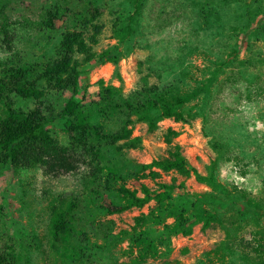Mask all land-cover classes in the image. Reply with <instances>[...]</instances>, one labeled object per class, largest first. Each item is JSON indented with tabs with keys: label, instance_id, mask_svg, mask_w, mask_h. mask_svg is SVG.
<instances>
[{
	"label": "rangeland",
	"instance_id": "374dc122",
	"mask_svg": "<svg viewBox=\"0 0 264 264\" xmlns=\"http://www.w3.org/2000/svg\"><path fill=\"white\" fill-rule=\"evenodd\" d=\"M131 2L0 0V21L5 18L14 37L8 52L0 36V72L12 63L33 64L51 57L61 34L79 29L76 19L97 16L93 22L102 29L92 51L96 55L110 52L119 59L118 64L85 65L88 74L79 77L75 100L85 106L98 102L102 88H114L128 97L144 84L188 96L184 121L165 119L149 132L144 123L132 118L129 128L140 147L128 151L127 156L139 164L166 158L165 138L170 134L172 143L198 173L205 175L210 162L216 161V178L223 185L242 188L264 204V0H143L137 25H132L134 33L118 40L113 23L130 16ZM54 10L58 12L54 30L41 31V15ZM69 96L64 94V98ZM14 102L24 111L34 108L31 100ZM118 124L115 120L106 126ZM51 135L66 144L61 125H54ZM158 174L155 181L129 180L126 187L140 195L142 184L155 191L158 184L174 181L189 193L210 191L192 176ZM89 175L86 167L58 177L36 167L0 171V248L21 247L20 264L220 263L215 249L225 237L222 227L212 224L203 231L197 219L190 221L187 235H177L157 247L155 257L141 259L124 241L108 249H92L91 259L77 262L72 246L54 237L51 209L61 198L81 196L89 185ZM153 206L151 201L140 209L99 218L98 225L109 221L107 227L116 235L129 230L134 219ZM242 212L240 206L230 207L226 217L240 228L244 225ZM78 214L85 230L95 235L84 211ZM154 230L156 235L161 228ZM91 239L100 244L94 236ZM223 259L226 264H249L238 252L226 253Z\"/></svg>",
	"mask_w": 264,
	"mask_h": 264
},
{
	"label": "trees",
	"instance_id": "16d2710c",
	"mask_svg": "<svg viewBox=\"0 0 264 264\" xmlns=\"http://www.w3.org/2000/svg\"><path fill=\"white\" fill-rule=\"evenodd\" d=\"M143 0H132V11L124 21L115 19L112 29L120 40L133 34ZM57 11L41 15L38 28L54 30ZM80 17V16H79ZM83 17L76 19L79 29L63 32L52 56L38 62H16L0 72V171H22L39 168L58 177L72 173L79 167L89 170V185L81 196L59 199L51 209V228L61 244L69 243L77 262L91 259L92 249H108L128 241L141 259L155 257L157 247L164 246L172 237L187 235L191 220L202 223L204 231L212 224L222 227L225 237L215 249L224 262L226 253H241L249 264H264V204L253 194L238 187L227 188L216 178V161H211L206 174L192 168L166 135L167 157L139 164L127 156L128 151L140 147L138 138L132 137V118L144 123L149 132L165 119L184 121L183 108L189 97L173 92L170 88L144 84L128 97L114 88H102L98 102L85 106L75 100L79 77L88 74L90 67L111 62L118 58L110 52L96 55L92 48L102 27ZM79 21V23H78ZM9 24L0 21L1 42L11 52L14 37L9 34ZM81 59V60H80ZM89 65L88 69L84 66ZM65 93H70L64 98ZM31 100L34 108L24 111L14 100ZM119 121L115 128L106 125ZM59 124L67 135L66 144L57 142L51 129ZM219 153L221 152V148ZM158 172H175L181 177L194 179L209 188L206 193H189L183 185L158 184L151 191L140 185L137 190L126 187V182L144 179L155 181ZM154 206L146 214L134 219L129 230L112 235L105 221L99 218L121 214L130 209H140L149 202ZM242 207L244 225L235 227L231 217H226L230 207ZM84 211L95 229V235L81 225L78 212ZM233 210V209H232ZM171 220V223H167ZM154 227L161 231L155 235ZM103 229V230H101ZM240 229V231H236ZM100 240V244L91 238ZM20 248H0V264H20Z\"/></svg>",
	"mask_w": 264,
	"mask_h": 264
}]
</instances>
